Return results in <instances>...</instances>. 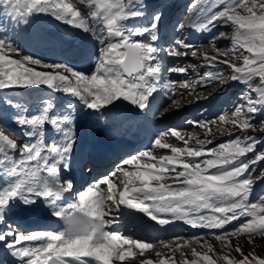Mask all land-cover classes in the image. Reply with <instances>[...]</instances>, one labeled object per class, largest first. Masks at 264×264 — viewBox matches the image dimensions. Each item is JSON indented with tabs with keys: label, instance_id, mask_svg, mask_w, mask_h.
Segmentation results:
<instances>
[{
	"label": "snow or ice",
	"instance_id": "1",
	"mask_svg": "<svg viewBox=\"0 0 264 264\" xmlns=\"http://www.w3.org/2000/svg\"><path fill=\"white\" fill-rule=\"evenodd\" d=\"M146 7L145 0H0V15L16 25H29L32 18L43 14L94 34L99 44L94 68L85 74L67 64L25 55L12 38L0 36V90L46 86L75 97L93 112L118 101L144 111L165 73L185 77L164 82L172 105L178 104L177 95L185 94L177 93V85L195 89L217 81L239 82L247 89L240 98L243 103L215 120L192 122L206 136L216 126L215 131L227 132L233 138L213 145L210 139L191 134L186 138L180 130L168 129L157 136L149 150L123 159L65 204L61 203L63 198L74 192L73 180L63 176L71 167L77 142L74 118L55 114L51 100H42V106L29 113L5 98L15 110L13 122L24 129L27 138L20 140L7 125L0 124V226L6 225L0 229V245L18 264H126L137 253L144 257L157 246L170 255L157 251V260L141 259L139 264H177L173 259L176 253L181 257L179 264H219L221 260L224 264H264V257L254 251L245 254L240 244L233 247L230 239L247 237L252 244L256 237L264 238V194L252 199L255 184L264 182V169L254 167L264 162V149H257L264 141L228 131L264 132V0H193L186 23L178 25L180 30L210 32L220 26L230 32L221 31L208 42L206 46L215 55L202 54L200 63L190 65L197 77L191 80L187 79L188 68L165 67V57H197L198 46L177 37L161 47L162 16L154 12L149 17ZM136 20L146 22L130 23ZM221 38L230 39L229 49L221 50L215 44ZM220 65L230 73L225 69L197 71ZM66 107L71 110L73 105ZM48 129L55 133L50 139L46 138ZM171 138L183 142V147ZM191 141L196 147H189ZM40 199L54 217L64 221L62 230L25 232L7 222V214L14 208L31 211ZM121 206L161 226L179 221L193 229L210 230L208 234L223 245L222 252L228 251L218 254L206 240L199 243L203 237L192 238L205 249L198 251L190 247L187 238L153 242L125 235L112 227ZM233 222L238 223L229 228ZM185 248H190L191 259L182 251ZM233 250L239 258L231 255Z\"/></svg>",
	"mask_w": 264,
	"mask_h": 264
},
{
	"label": "rangeland",
	"instance_id": "2",
	"mask_svg": "<svg viewBox=\"0 0 264 264\" xmlns=\"http://www.w3.org/2000/svg\"><path fill=\"white\" fill-rule=\"evenodd\" d=\"M193 2V0H145V3L147 7L144 9L145 12L148 14L150 17L154 12H159L162 16L161 24H160V32L162 28L170 23L173 25V31L175 35L170 38L162 47H167L170 42H172L175 38L177 37H182L186 40V42L198 46V55L197 57L191 56L189 54L186 57L183 58H171V57H165V67L168 66H174V65H182L186 68H188V77L187 79H196V72H194L190 65L192 64H198L201 62V55L202 54H207L209 56L215 55V52L211 49L210 46L208 45V42L212 40L213 37H215L219 32L221 31H229L230 29L216 26L214 27L210 32H204V36L190 41L192 38V35L187 34L188 28L183 29L182 31L179 30L178 25L180 23H186V16L188 14L189 10V5ZM206 2V0H205ZM83 10V6H79ZM42 15V14H41ZM207 15V13H205ZM47 16V15H45ZM37 17V16H36ZM36 17L33 18V21L35 22L32 24V20L29 25H26L28 28L33 25L32 29L36 28ZM52 18V17H51ZM53 19V18H52ZM0 20L3 21L2 25H0V36H7L10 37L14 40V42L19 45L21 51L25 55H30L34 57V53L32 49L34 48H41V51L48 52L50 54L55 55V59L58 57H62L61 54H63L62 49L56 47H45L41 45L40 43H36L35 46H30L27 43L26 36L28 33V30L25 29L23 37L19 36V33L17 32V26L16 24L12 23L9 21L6 17H3L0 15ZM41 22H44L43 25H46L47 23L51 22L50 20L46 19H41ZM54 23H61L59 21L52 20ZM146 22L144 21H139L138 23ZM176 23V24H175ZM64 26V25H63ZM176 26V28H175ZM65 27V26H64ZM71 27V26H69ZM50 28V27H48ZM167 29L170 28V25H167ZM51 29V28H50ZM54 30L56 33H61V29L56 25L54 27ZM68 30L67 27H65V31ZM165 31V30H164ZM67 32V31H66ZM162 33V32H161ZM35 34H33L34 36ZM93 38V43L96 47V54H98V40L97 37L92 34ZM63 37L67 39V36ZM215 44L221 48V50H227L231 47V41L230 39H218L215 41ZM96 56V55H95ZM36 58V57H34ZM39 59V58H36ZM218 59H224V57H218ZM42 60V59H40ZM47 63H58L59 61L54 62L53 60H42ZM220 69H225L230 73V70L226 69V66L220 65L219 68H212V67H201L197 69L198 72L200 73H216ZM40 70V69H38ZM185 79L184 76L177 74V73H172V74H167L165 73L164 77L162 78V83H161V88H163L162 91V99L160 101V106L159 108L153 113L152 121H154L153 125V139L155 140L157 136L162 133L167 131L168 129H178L181 131L182 134L185 135L187 138L188 134L194 135L196 137H199L200 139H210L213 141V145L219 144L226 142L229 139H232V136H229L227 132L225 133H220L215 131L216 126H212L213 131L209 135H205L204 130L201 129L200 127L194 126L192 122L194 121H212L215 120L220 114L223 113H230L234 107L239 104L243 103V101L240 99L241 96L245 93L247 90L245 85L239 83V82H231L228 80L225 81H217L215 82L214 85L209 84L208 86H200L197 85L195 89H180L179 86H176V91L177 93H185L184 95H177L175 99L178 101V104L172 105L171 101L169 99V94L166 93L163 85L166 80H171V81H178V80H183ZM29 90L26 89H13V90H0V112H1V104L5 105L7 108L10 109V111H15L12 109L10 106H8L5 103V98L7 99H12L14 103H19L21 104L24 108H29L28 110L31 111L35 107H40L42 106V100H51V98H54V92L48 93V95H43L42 97L44 98H37V97H24L23 92L25 93L26 91H32V92H39V91H50L46 86H39V87H32L28 88ZM46 89V90H45ZM188 92H192L191 95H188ZM53 96V97H52ZM67 96V95H66ZM32 108V109H30ZM37 108V109H38ZM109 108V107H108ZM107 109V108H106ZM106 109L101 110L100 112L105 114ZM165 109H167L165 111ZM97 115V114H96ZM107 115V114H106ZM258 119L260 118L259 116L257 117ZM106 123H110L109 120H103ZM163 121V124L161 122ZM10 122L13 123V120ZM229 132L235 133V135H251L257 137L259 140L264 141V132H261L259 130L252 132H246V133H241L238 129L234 128H228ZM153 140V143H154ZM172 142L180 147H183V142L181 141H176L175 138H171ZM213 145H208V147H212ZM152 145H150L146 150H149ZM189 147H196L195 141H191L189 143ZM257 149H264V143L258 144ZM142 150V151H146ZM159 153H167L168 150H156ZM252 154L250 153L249 156ZM254 167L257 168L259 171L260 169H264V162H261L258 165H255ZM105 187V186H104ZM260 194H264V182H257L255 184L254 192L252 195V199L255 200L257 196ZM238 222H233L230 224L228 227L232 228L235 227ZM209 231L201 232V233H189L186 230H181L179 231V234H175L171 236L169 239H156V240H149L153 242H159L160 240L164 241H169L172 240L176 237H181V238H187L190 241V247H195V245L201 250L204 251L205 249H201L199 245L192 240L194 237H203L204 239L200 240L199 243H204L206 240L207 243L211 244L215 251L218 254H224V252H227L228 249H224L222 252L223 245L219 242H217L214 237L208 234ZM125 235H131L128 232L124 231ZM232 240L233 247L239 243L240 246L243 249V252L245 254L254 251L256 255L264 257V238L261 237H256L254 240V243L249 244L247 242V237H240L239 240L236 238H230ZM180 243H183V240L179 241ZM174 247V245H173ZM157 251H160L161 253L165 255H170L167 249L157 246L152 250H149L145 253L144 257H140L139 254L135 256L134 259H131L130 261L126 262V264H139L141 259H151L153 261L157 260L158 258L156 257L155 253ZM186 253V256L188 259H191L190 255V248H185L182 249ZM211 255V253L209 254ZM231 255L235 258H239V254L235 253V251H231ZM215 259V257H213ZM177 261V264H179V261L181 259L180 254L176 253L175 256L173 257ZM220 264H224V262L221 260L219 261Z\"/></svg>",
	"mask_w": 264,
	"mask_h": 264
},
{
	"label": "bare ground",
	"instance_id": "3",
	"mask_svg": "<svg viewBox=\"0 0 264 264\" xmlns=\"http://www.w3.org/2000/svg\"><path fill=\"white\" fill-rule=\"evenodd\" d=\"M41 19H42V17L41 18H38V21H39L40 26H42L44 24V22H41ZM168 29H170V28H168ZM66 31L68 32V30H66ZM162 35L164 37H166L167 36V33L164 32V31H162L161 37H162ZM74 38H77V35L74 34ZM78 46L79 45H77L76 47H78ZM26 92H30V91H26ZM156 95H157V93L154 94V98H156ZM67 96H70V98H72L71 100L74 101V103H75L74 105H80V108L83 110L82 115H80V112H79V110L77 108L74 109L72 107L71 110H68L67 107H66L67 105L64 107V110H57L56 109L57 106H58L57 103L60 102V99H58V97H55L54 96L53 99L51 98V101L53 102V104L55 106V114H57V115H60V114H70L74 118V124L75 125L85 123L86 126H87V128H89V129L90 128L93 129V128H100L101 127L100 120L98 119L100 117L98 112H93L92 110H89V109L85 108L79 102V100H77L75 97H73L71 95H67ZM153 99L151 100V105H150V107L147 110L141 111L139 109V112L141 114V117L138 120H132V121H128V122H130V124L136 125L138 123L137 121L140 120L139 122L144 123V121L146 120V118H148V116L150 115V113L152 111L151 109L154 108V105H153V102L154 101H153ZM66 100L67 99H65L64 101H66ZM113 107L114 106H109V108L106 109L107 115H109V114L110 115H115L114 112H113ZM37 110L38 109L35 108V109L29 111V113L35 112ZM13 114H14L13 111H10L9 108H7L5 105H2L1 104V112H0V122L1 123L5 124L7 126L9 125V126H11L13 128L12 125H15V124H13L12 122H10L12 120ZM18 128L21 131H24L23 128H21L19 126H18ZM102 130H103V128H102ZM49 134H50V129H48L46 135H49ZM131 140L134 141L133 139H131ZM34 206H36L39 209H42L43 211L45 210L48 214H51V210L45 205L43 199L38 200V202ZM15 209H17V208H15ZM122 209H124V212L126 214H128L129 211L132 212V220H135V222H137L139 226L143 227L145 229L146 235L149 236V237H152L153 239L155 238L153 234H156V238L157 237H162L163 236V233H167V234H169V236H171L178 229H185L189 233H193V234H196V233L198 234V233H201V232L210 231V230H207V229H199V228L193 229L190 226L185 225V224H183L182 222H179V221L174 222V223L169 224V225L161 226V225H158L157 223H155L154 221L150 220L148 217L144 216L142 213H138L137 212L138 214H142L143 215V219H145L147 221V223H148V224H142V223L140 224L139 223L140 222L139 220H141V218H137V214L135 213L134 210H127V209L123 208V206H121V210ZM8 214H7V218H10V219H7V222L10 223V224H12L15 227H18L19 230H22V231H25V232H27L29 230H35V228H33V229H27V228H24L23 226H20L18 224L12 223L11 221L17 220V219H14L15 218V213H13V215H11V213L9 215ZM3 227H6V225L5 226H0V229H2ZM211 231H218V230H211ZM195 247L197 248L198 251H201L196 245H195ZM3 249L6 250V252H4V253H7V255H10L13 258V256L8 252V250L6 248L3 247Z\"/></svg>",
	"mask_w": 264,
	"mask_h": 264
},
{
	"label": "water",
	"instance_id": "4",
	"mask_svg": "<svg viewBox=\"0 0 264 264\" xmlns=\"http://www.w3.org/2000/svg\"><path fill=\"white\" fill-rule=\"evenodd\" d=\"M117 106L122 109V110H125V111H128L132 114H136V107L130 105L128 102H125V101H119L117 103Z\"/></svg>",
	"mask_w": 264,
	"mask_h": 264
}]
</instances>
